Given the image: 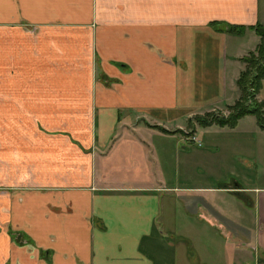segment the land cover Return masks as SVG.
I'll return each instance as SVG.
<instances>
[{
    "label": "crops",
    "instance_id": "1",
    "mask_svg": "<svg viewBox=\"0 0 264 264\" xmlns=\"http://www.w3.org/2000/svg\"><path fill=\"white\" fill-rule=\"evenodd\" d=\"M256 24L261 0H0V264H258L264 128L194 121L238 99Z\"/></svg>",
    "mask_w": 264,
    "mask_h": 264
},
{
    "label": "trees",
    "instance_id": "2",
    "mask_svg": "<svg viewBox=\"0 0 264 264\" xmlns=\"http://www.w3.org/2000/svg\"><path fill=\"white\" fill-rule=\"evenodd\" d=\"M228 28L229 32L237 34H242L245 31L244 27L229 25ZM249 29L253 30L256 35L260 37V44L257 46L255 52L250 53L249 57H244L242 59L248 64H253V57H258V61H256L257 67L255 66L253 70L249 68L242 73L238 81L241 91L243 92L241 97L242 100L239 99L233 106L228 107L229 115L226 117L223 116L219 118L215 116L214 113H206L202 117H196L200 126L206 127L216 123L220 126L235 127L238 120L241 118L245 116H255L258 125L264 128V103H258L255 100V95L259 93L264 79V24H256L250 26ZM258 264H264V256H260Z\"/></svg>",
    "mask_w": 264,
    "mask_h": 264
},
{
    "label": "rangeland",
    "instance_id": "3",
    "mask_svg": "<svg viewBox=\"0 0 264 264\" xmlns=\"http://www.w3.org/2000/svg\"><path fill=\"white\" fill-rule=\"evenodd\" d=\"M262 4L264 5V0H261ZM256 34V33H255ZM248 43H250V41H246ZM260 44V43H259ZM256 50V49H255ZM255 50L253 52H255ZM252 53V52H250ZM250 53H247L244 57H249ZM256 55V54H255ZM252 63L253 64H248L247 62H244L245 63V67L244 69L242 70V72L240 73V75L238 76V79L236 81V88L238 90V99L236 101H238L239 99H241L242 97V91H241V87L239 86L238 84V81L242 75V73H244L245 71H247L249 68L250 69H255L254 67L256 66L257 67V62L258 61V57L257 56H254L253 59H252ZM256 71V70H255ZM254 71V73H255ZM255 100L258 102V103H262V101L259 100L258 98V94L255 95ZM236 101L233 103V104H230V105H226L223 107V110L222 111H217V113H214L215 116L221 118L223 116H228L229 115V111H228V107L229 106H233ZM255 116H252L251 118H247L248 121H251L252 118H254ZM194 121L196 122L197 125H200L199 121L196 119H194ZM193 125V124H192ZM247 126V125H245ZM194 127V125H193ZM45 128V127H44ZM48 129H55V127H47ZM58 128V127H57ZM59 128H65V127H59ZM30 132H34V127H28V134ZM34 133H37V131H35ZM179 135V132L177 130H175V132L173 134H171V136H176V138L178 137ZM181 136V135H179ZM179 138L176 139V142H174V140H171V143H170V149L171 151L168 152V155H169V165L171 166L170 168H178L179 165H184L185 164V161L187 160V157H189L190 153L187 152V155H185L184 153H181V155H179V150L182 148L183 144H184V141H182L181 143H179ZM197 143L200 144L199 147H197L196 149L197 150H201L204 152L203 154V160H201V166H204V167H210V166H220L221 165V162L223 161L224 163H226V161L228 160V158L226 157V153L222 151L221 155L224 156V159H220L219 156L217 154H213L211 153V148L207 149L206 147H208L209 145L206 144L205 141H201L199 139H197ZM182 144V145H181ZM177 145V147H176ZM187 145V144H186ZM172 146H175L172 148ZM190 146V145H189ZM235 150H239V146H232ZM226 149L228 148L227 146L225 147ZM194 151V149H193ZM256 150L252 149L251 152H254ZM247 152V151H246ZM236 152L234 154V156L232 157H229V160L232 161L233 165L235 167H240L241 171L240 172H236V174L238 176H245V178L247 179V182L250 184V185H260L261 183H259V179H258V176H263V174L260 172V169H258L257 167H252V168H248V167H245L242 163V161L244 160V157H241L242 154H238ZM220 155V154H219ZM241 155V156H239ZM240 157V158H239ZM247 159V158H245ZM191 163L192 165L195 164V156L194 157H191ZM263 184H264V180H263ZM19 240V239H18Z\"/></svg>",
    "mask_w": 264,
    "mask_h": 264
},
{
    "label": "built area",
    "instance_id": "4",
    "mask_svg": "<svg viewBox=\"0 0 264 264\" xmlns=\"http://www.w3.org/2000/svg\"><path fill=\"white\" fill-rule=\"evenodd\" d=\"M193 140H195V139H193Z\"/></svg>",
    "mask_w": 264,
    "mask_h": 264
}]
</instances>
